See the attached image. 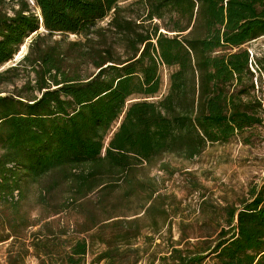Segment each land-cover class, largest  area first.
Returning a JSON list of instances; mask_svg holds the SVG:
<instances>
[{
    "label": "trees",
    "instance_id": "16d2710c",
    "mask_svg": "<svg viewBox=\"0 0 264 264\" xmlns=\"http://www.w3.org/2000/svg\"><path fill=\"white\" fill-rule=\"evenodd\" d=\"M126 1L0 0V69L35 35L23 60L0 70V85L28 66L35 74L0 91L7 264L31 255L42 264H86L94 245L92 264H137L136 241L152 244L164 230L162 264H264V183L239 206L207 207L226 222L199 228L215 238L180 221L174 240L182 202L151 175L156 167L176 173L168 155L193 161L263 125L256 81L264 57L250 44L264 36V0ZM56 34L82 40L46 42ZM34 185L47 211L40 218L26 207ZM62 185L68 193L58 200ZM70 211L81 216L74 226L51 219Z\"/></svg>",
    "mask_w": 264,
    "mask_h": 264
},
{
    "label": "rangeland",
    "instance_id": "374dc122",
    "mask_svg": "<svg viewBox=\"0 0 264 264\" xmlns=\"http://www.w3.org/2000/svg\"><path fill=\"white\" fill-rule=\"evenodd\" d=\"M136 0H129L121 3L123 6H128ZM138 10L137 6H134ZM130 9L126 12L127 15L134 13ZM109 19L100 23V26H106ZM44 31V29H42ZM35 35L31 36L25 43L24 47L10 63L3 66L0 70H5L12 66H17L24 56L29 52V47ZM81 36L69 35L64 36L56 34L48 36L46 42L62 41L67 42L80 41ZM250 48L254 52H258L260 57H264V36L250 44ZM28 69L21 70V77L14 84L0 85L2 95L11 93L15 87H22L25 81L33 79L35 74ZM164 76V91L168 89L169 71H163ZM257 93L262 98L263 106L261 114L264 118V77L256 81ZM164 161L176 169V173L170 171H159L158 167L151 171V175L160 176V181L165 187L164 191L174 193L182 202L181 213L173 219V239L177 240L181 236L179 227L180 221L186 223H194L197 234L213 233L212 238H215L213 229H218L225 226L226 222L222 216H211L210 208L207 207H224L229 204L240 205V199L248 198L251 192L256 187H260L264 183V123L258 125L245 132L244 135L235 137L227 144L210 145L205 152L193 161L183 158L168 155ZM37 185L33 186L32 193L28 197V205L26 206L33 218L46 216V209L36 203ZM68 193L67 185H62L56 193V199L60 200ZM66 194V195H65ZM91 198L94 195H90ZM205 202H208L206 204ZM203 207V205H205ZM135 207V205H133ZM134 211V210H132ZM81 216L75 211L63 212L53 216L51 219L61 220L62 224L72 226L75 225ZM209 222L212 230L199 229L203 223ZM38 227L34 228L36 230ZM188 231L192 233V228ZM169 233L164 230L159 235H156L154 243L148 242L145 236L139 238L135 246L140 247L141 259L137 264H162L160 257L168 251ZM10 241L0 243V264H7V251ZM19 244L16 245V248ZM99 245H94L90 248V253L87 256L86 264H92V260L99 251ZM26 264H42V262L34 255L26 259ZM103 264V263H102Z\"/></svg>",
    "mask_w": 264,
    "mask_h": 264
},
{
    "label": "built area",
    "instance_id": "2783aa9c",
    "mask_svg": "<svg viewBox=\"0 0 264 264\" xmlns=\"http://www.w3.org/2000/svg\"><path fill=\"white\" fill-rule=\"evenodd\" d=\"M15 195H16V198H18V193H17V192H16V194H15Z\"/></svg>",
    "mask_w": 264,
    "mask_h": 264
},
{
    "label": "bare ground",
    "instance_id": "6f19581e",
    "mask_svg": "<svg viewBox=\"0 0 264 264\" xmlns=\"http://www.w3.org/2000/svg\"><path fill=\"white\" fill-rule=\"evenodd\" d=\"M23 47H24V45H23Z\"/></svg>",
    "mask_w": 264,
    "mask_h": 264
}]
</instances>
